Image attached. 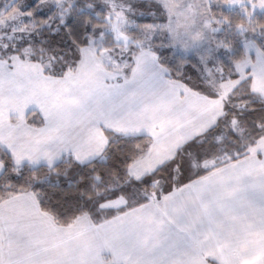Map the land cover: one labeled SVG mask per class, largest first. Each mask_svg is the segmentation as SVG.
Returning <instances> with one entry per match:
<instances>
[{"label":"crops","instance_id":"1","mask_svg":"<svg viewBox=\"0 0 264 264\" xmlns=\"http://www.w3.org/2000/svg\"><path fill=\"white\" fill-rule=\"evenodd\" d=\"M255 46L260 59L247 70L252 92L264 98V52ZM34 71L41 95L27 105L20 82ZM9 72L16 77L0 90L7 99L0 104V149L16 166L51 167L65 156L85 164L106 148L105 132L147 136V151L127 171L139 180L223 115L219 97L170 79L151 52L137 53L122 77L109 73L91 52L80 53L76 68L62 77L43 75L34 63L0 62V74ZM200 166L208 169L205 175L99 224L84 214L61 227L32 193L9 196L0 202V264L251 263L252 253L264 252V225L258 223L254 244L248 243L253 235L246 236L247 228L228 236L220 227L235 211L243 223L250 214L264 219V137L237 160Z\"/></svg>","mask_w":264,"mask_h":264},{"label":"trees","instance_id":"2","mask_svg":"<svg viewBox=\"0 0 264 264\" xmlns=\"http://www.w3.org/2000/svg\"><path fill=\"white\" fill-rule=\"evenodd\" d=\"M154 2L137 4L147 14L146 18L137 19L138 25L165 22V11ZM30 7L34 8L35 2ZM34 17L43 20L48 16L42 17L40 12L35 13ZM103 23V14L97 9L92 12L72 8L66 22L58 26L57 31L42 28L38 38L32 36L35 44L52 57L46 66L42 61L39 62L43 73L62 77L66 72L73 71L80 59V50L89 44V38ZM218 25V42L231 50L227 59L219 60L223 74L235 79L236 75L229 74V71L232 70V64L244 56L242 42L253 41L264 51V13L256 11L246 19L237 11L222 12ZM152 45L159 64L167 70L170 79L199 93L217 97L196 67L193 56L181 57L174 54L168 45L161 46L158 42ZM30 60L38 61L35 56ZM232 119L242 129V139L229 129ZM226 128L225 139L216 142L215 137L225 132ZM105 136L107 145L102 154L85 164L65 156L51 167L16 166L11 157L0 149V162L3 165L0 202L9 196L30 192L35 196L40 210L49 214L58 226H69L84 214L94 224H99L155 198H161L175 186L180 187L205 175L208 169L200 166L202 162L214 160L222 164L218 158L224 153L241 154L247 146H253L264 137V98L251 92L249 79L241 82L226 96L223 116L213 128L183 145L173 159L139 180L128 176V167L144 155L151 139L147 136L126 137L111 132H105ZM119 197L125 200V205L115 209L101 208L105 202Z\"/></svg>","mask_w":264,"mask_h":264},{"label":"rangeland","instance_id":"3","mask_svg":"<svg viewBox=\"0 0 264 264\" xmlns=\"http://www.w3.org/2000/svg\"><path fill=\"white\" fill-rule=\"evenodd\" d=\"M144 1H155L154 3L161 7L166 13L165 22L138 25L136 23L137 19L147 17V14L137 6L138 3ZM34 2L35 7H30ZM259 7L264 10V1L0 0V62L11 63L19 61L29 64L34 63L43 73V68L39 62L42 61L43 65L46 66L52 57L40 45L35 44L32 36L38 38L42 28H48L53 32L57 31L58 26L66 22L72 8L92 12L97 9L99 13L103 14L104 23L93 33L92 37L89 38V44L83 47L80 53L91 52L95 54L101 65L109 73L122 77L125 76V73H129L137 53L151 52L157 58V55L152 50V44L158 42L161 46L168 45L174 54H179L181 57H194L196 67L205 78L211 92L221 99L224 107L226 96L241 82L247 79L250 80L247 68L251 63L253 65L257 64L260 55L254 50L256 49L254 48L256 44L253 41L245 40L242 42L243 58L233 63L232 70L229 71V74L234 73L236 78L230 79L227 74H223L219 60L227 59L231 50L218 42L220 15L222 12L237 11L247 19L256 11L264 13L258 9ZM40 12L42 17H48L42 18L43 20L36 19L34 14ZM34 56L38 61L30 60ZM43 75L45 74L43 73ZM13 77H16V75L10 76V72L5 75L0 74V90L8 87L11 80L13 83ZM26 78L28 80L20 82V86L24 87L25 95L27 94V105L36 104L40 98L39 95H41V92H38L41 87L39 83L40 75L34 71L28 73ZM4 101H7L5 93L0 91V104L4 103ZM228 127L240 139L243 138L242 129L238 126L236 120L232 119ZM227 130L228 128L224 130L225 132H221L215 137L216 142L225 139ZM250 147L252 146H247L241 154L239 152L224 153L218 158V162L237 160L243 157ZM210 164L213 163L210 162L207 165ZM123 205H125V200L119 197L105 202L102 207L104 209H112ZM233 214L234 219L229 220L227 218L223 228L221 226L220 229H224L229 236L231 232L238 234L240 233L239 231L243 232L247 228L246 236H249V234L253 235L248 238V243L254 244L255 237L260 232V229L258 231L257 228L258 223L260 222L264 225V219L260 217V213H256L254 216L250 214L251 219H247L245 223L242 222L241 213L235 211ZM256 220H258L257 223ZM249 223L256 224L249 229ZM221 238L220 242L222 244L226 240H223V237ZM217 254L221 259L223 253ZM238 255L240 256L239 253H236L234 257L239 258ZM246 264H264V252L252 253L251 263Z\"/></svg>","mask_w":264,"mask_h":264}]
</instances>
